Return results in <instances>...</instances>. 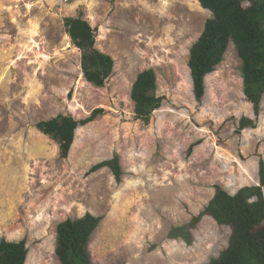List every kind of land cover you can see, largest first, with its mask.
<instances>
[{
	"label": "rangeland",
	"instance_id": "374dc122",
	"mask_svg": "<svg viewBox=\"0 0 264 264\" xmlns=\"http://www.w3.org/2000/svg\"><path fill=\"white\" fill-rule=\"evenodd\" d=\"M78 16L114 60L100 88L84 79L66 33L65 18ZM210 16L197 0H0V240L24 239L25 264H59L58 223L86 213L102 216L87 246L91 264H206L227 246L231 228L209 214L190 228V245L168 237L217 186L234 194L258 184L264 162V95L255 113L233 43L194 97L189 49ZM146 69L161 97L148 121L130 98ZM96 108L67 157L36 128ZM243 117L254 127L239 129ZM116 153L119 183L106 168L91 171Z\"/></svg>",
	"mask_w": 264,
	"mask_h": 264
},
{
	"label": "trees",
	"instance_id": "16d2710c",
	"mask_svg": "<svg viewBox=\"0 0 264 264\" xmlns=\"http://www.w3.org/2000/svg\"><path fill=\"white\" fill-rule=\"evenodd\" d=\"M211 16L189 49L187 66L194 97L201 100L205 93V77L215 71L224 53L233 43L240 60L243 94L258 113L264 95V0H197ZM243 2H247L246 5ZM66 33L81 51V69L84 79L95 87H103L113 73L114 60L96 49L95 30L80 16L65 18ZM155 72L146 69L136 75L130 98L137 118L148 121L157 109L161 97L157 95ZM100 108L85 119L57 115L40 121L36 128L56 141L60 156L67 157L75 131L94 120ZM254 127L252 120L243 117L239 129ZM108 169L117 183L122 170L118 154L91 168L92 172ZM258 184L243 186L234 194L216 187L213 198L191 220L170 229L169 239L191 244L192 232L201 216L209 214L217 224L231 228L227 246L206 264H264V162L259 164ZM102 216L86 213L75 219H65L56 227L54 253L59 264H91L87 246ZM28 255L26 241L0 240V264H25Z\"/></svg>",
	"mask_w": 264,
	"mask_h": 264
}]
</instances>
